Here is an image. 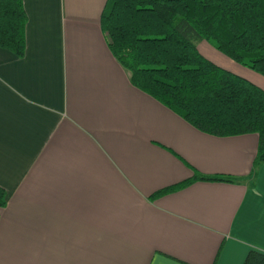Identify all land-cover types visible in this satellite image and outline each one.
I'll list each match as a JSON object with an SVG mask.
<instances>
[{
	"label": "crops",
	"instance_id": "0c3cea01",
	"mask_svg": "<svg viewBox=\"0 0 264 264\" xmlns=\"http://www.w3.org/2000/svg\"><path fill=\"white\" fill-rule=\"evenodd\" d=\"M104 3L22 0L23 57L0 49V264H242L248 251L264 254L257 136L203 134L131 86L99 28ZM218 61L264 93L263 77ZM191 169L238 182L151 198Z\"/></svg>",
	"mask_w": 264,
	"mask_h": 264
},
{
	"label": "trees",
	"instance_id": "16d2710c",
	"mask_svg": "<svg viewBox=\"0 0 264 264\" xmlns=\"http://www.w3.org/2000/svg\"><path fill=\"white\" fill-rule=\"evenodd\" d=\"M25 23L22 0H0V49L17 59L24 54ZM99 28L131 86L203 134H255L251 174L264 162V93L206 60L195 47L209 42L264 78V0H105ZM194 182L238 181L191 169L189 178L151 198ZM4 205L0 188V208ZM242 264H264V254L248 251Z\"/></svg>",
	"mask_w": 264,
	"mask_h": 264
},
{
	"label": "rangeland",
	"instance_id": "374dc122",
	"mask_svg": "<svg viewBox=\"0 0 264 264\" xmlns=\"http://www.w3.org/2000/svg\"><path fill=\"white\" fill-rule=\"evenodd\" d=\"M203 45V46H202ZM195 47L196 48H198V52L200 51V52H205V56H207L209 59V61L210 60H212V62H214L213 64H218V65H220V66H225V65H223V64H221L218 60H224L225 62H227V63H229L228 65H230V68H232V67H240V68H242V69H245V70H247V71H250V72H253L252 70H249V68H247V67H245V66H241V65H238V64H236V63H234V62H232L231 60H229V59H227V58H225L224 56H222L220 53H218L216 50H215V48H214V46L211 44V43H209V42H206V41H199V42H196L195 43ZM205 47H209V49L214 53V55H216V57L218 58V59H214V57H212L211 55H208V53H206V51H205ZM211 62V61H210ZM218 65H216V66H218ZM227 67V66H226ZM225 67V68H226ZM220 68H222V67H220ZM227 68H229V67H227ZM230 68H229V70H230ZM255 75H258L257 73H255V72H253ZM258 76H260V75H258ZM242 78V77H241ZM248 81V80H247Z\"/></svg>",
	"mask_w": 264,
	"mask_h": 264
}]
</instances>
